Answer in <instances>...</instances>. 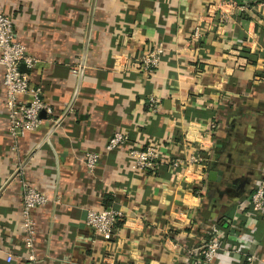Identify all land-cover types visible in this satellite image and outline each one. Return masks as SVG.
<instances>
[{"label":"crops","instance_id":"0c3cea01","mask_svg":"<svg viewBox=\"0 0 264 264\" xmlns=\"http://www.w3.org/2000/svg\"><path fill=\"white\" fill-rule=\"evenodd\" d=\"M216 2L0 0L36 59L24 71L53 110L23 138L9 136L0 66V264H197V247L213 236L231 252L211 264H243L248 252L264 262V211L257 225L235 217L264 169V1L226 19ZM196 26L203 33L190 42ZM160 45L155 72H142L139 59ZM115 130L128 143L107 151ZM148 140L171 157L190 147L210 153L204 192L168 163L137 172L128 147ZM90 151L101 154L93 173L84 164ZM212 165L220 180L209 178ZM22 181L48 198L31 211L34 260L23 242ZM103 208L121 213L108 241L85 222Z\"/></svg>","mask_w":264,"mask_h":264},{"label":"built area","instance_id":"2783aa9c","mask_svg":"<svg viewBox=\"0 0 264 264\" xmlns=\"http://www.w3.org/2000/svg\"><path fill=\"white\" fill-rule=\"evenodd\" d=\"M217 8L220 11V18L226 19L228 13L233 9L244 12L247 9L246 4H238L234 0H217ZM226 8V9H225ZM202 26H196L190 34V42L200 39L203 31ZM164 52L160 45L153 48L150 52L144 54L138 61L140 69L146 74H153L161 60ZM36 59L27 54L25 47L16 40L13 21L11 17L0 9V66L2 68V84L5 89V109L7 112L8 127L7 133L15 139H21L29 131H34L40 127L44 112L46 115H52L53 110L49 104L41 98L42 89L31 83L28 72L20 69L24 65L26 70L34 67ZM150 111L157 112L161 103L156 97L148 100ZM56 121L54 124H56ZM128 136L121 130H115L108 139L106 150L112 151L126 146ZM202 149V148H201ZM128 157L132 161L134 168L139 173L147 171L155 172L161 163H168L171 171L176 178L183 182L189 181L194 192L199 195L204 192V180L206 166L211 159V154L203 152L199 148L190 147L186 156H168L160 150V145L148 140L143 146L128 147ZM101 154L97 151L86 152L84 164L88 172L93 173ZM199 170V171H196ZM195 174L198 177H195ZM195 177V178H192ZM22 229L25 233L23 238L24 246L30 253L29 260H34L32 249L36 234L35 224L31 211L47 203V197L34 186L22 181ZM246 213H241L236 218L247 220L251 218L254 224L259 222L258 214L264 211V169L260 172L258 182L251 193L247 196ZM121 217L119 210L114 208H103L99 210H88L86 215V225L92 233L99 236L102 240L108 241L113 238L116 230V224ZM237 230V229H235ZM237 234V232H236ZM242 233L238 237L243 239ZM197 249L200 251V258L197 264H211L218 252L226 251L224 247L213 236L208 241L202 242ZM196 249V251H198ZM234 249V248H233ZM238 249V248H236ZM232 250L237 252L238 250ZM226 252H231L227 250ZM243 264H255L258 261L253 252L242 255ZM11 260L10 257L7 258ZM264 264V262H261Z\"/></svg>","mask_w":264,"mask_h":264},{"label":"water","instance_id":"95a60500","mask_svg":"<svg viewBox=\"0 0 264 264\" xmlns=\"http://www.w3.org/2000/svg\"><path fill=\"white\" fill-rule=\"evenodd\" d=\"M20 69L24 71V65H21ZM164 104H165V107H166V108L170 107V101H169V100H166ZM40 116L42 117V116H43V113H41ZM212 168H213V165L211 166V170H210V172H209V178H212V175H213L214 173H216V172H214V169H212ZM217 173H218V174H217ZM217 173H216V174L218 175L217 180H220V179H221L222 172L219 171V172H217ZM245 183H246V182H241V183L239 184V186H237V189H236V190H238V192L235 193L237 197H239V196L245 191V189H244ZM234 184H235V183H234ZM229 185H230V184H229ZM232 188H233V190H234V189L236 188V184H235V186L232 187Z\"/></svg>","mask_w":264,"mask_h":264},{"label":"trees","instance_id":"16d2710c","mask_svg":"<svg viewBox=\"0 0 264 264\" xmlns=\"http://www.w3.org/2000/svg\"><path fill=\"white\" fill-rule=\"evenodd\" d=\"M234 1H236V3H238V2H241V0H234ZM249 2H250V5H253V3H255V2H260V1H264V0H248ZM238 4H240V3H238ZM263 78H264V76H263ZM106 205H108V201H106ZM233 205L229 208V210L226 212V213H224V215L222 216V217H231L232 215H233Z\"/></svg>","mask_w":264,"mask_h":264},{"label":"rangeland","instance_id":"374dc122","mask_svg":"<svg viewBox=\"0 0 264 264\" xmlns=\"http://www.w3.org/2000/svg\"><path fill=\"white\" fill-rule=\"evenodd\" d=\"M238 3H240V4H246L248 7L250 6V2L248 0H241V2H238ZM247 148H248V146H247Z\"/></svg>","mask_w":264,"mask_h":264}]
</instances>
